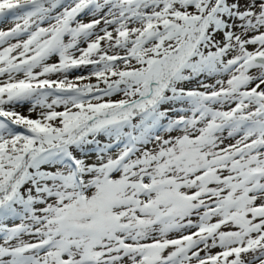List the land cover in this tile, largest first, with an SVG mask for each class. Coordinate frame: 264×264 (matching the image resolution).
<instances>
[{
  "label": "snow or ice",
  "instance_id": "1",
  "mask_svg": "<svg viewBox=\"0 0 264 264\" xmlns=\"http://www.w3.org/2000/svg\"><path fill=\"white\" fill-rule=\"evenodd\" d=\"M0 264H264V0H0Z\"/></svg>",
  "mask_w": 264,
  "mask_h": 264
}]
</instances>
